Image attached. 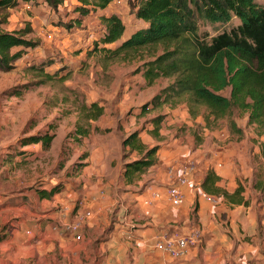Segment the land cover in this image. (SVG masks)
I'll return each instance as SVG.
<instances>
[{
	"label": "rangeland",
	"instance_id": "374dc122",
	"mask_svg": "<svg viewBox=\"0 0 264 264\" xmlns=\"http://www.w3.org/2000/svg\"><path fill=\"white\" fill-rule=\"evenodd\" d=\"M77 5V0H65L53 8L43 0H20L13 8H0L2 30L29 26L32 30L26 38L38 42L36 47L14 48L22 49V57L11 70L0 69V242H11L20 232L29 231L27 235L31 236L51 227L77 240L81 264H103L99 239L114 228L118 213L123 219L144 211L128 201L131 193L144 194L156 185L152 176L158 167L171 165L164 188L167 196V188L182 174L178 164L182 167L194 160L196 166L202 163V171L206 166H230L233 177L218 184L229 194L237 185L243 186L241 204L222 194H205L213 208L209 218L195 219L192 229H198L200 239L182 256L171 257L154 243L149 251L131 250L127 258L138 257L139 264H264V195L253 187L257 178L264 177V134L248 122L246 112L233 108L229 115L214 119L204 105L191 103L186 94L154 108L149 105L143 112L141 106L173 80L159 77L146 85L138 70L145 60L160 54L163 45L108 58V53L94 50L103 32L100 15L114 13L124 23L123 36L106 44L111 48L144 23L135 17L127 0H113L105 9L82 16L75 9ZM74 18L80 22H72ZM238 23L236 18L227 23L200 22L199 32H207L209 38ZM221 93L228 95L229 88ZM93 101L103 105L101 118L105 122L99 124V118L91 121L89 134L77 141L73 131L85 123L80 118V107ZM179 106L188 107L192 119L173 121L171 110ZM158 115L164 118L154 135L152 119ZM196 117L198 122L194 121ZM135 130L147 147L158 145V150L154 166L127 183L120 179L118 168L123 169L125 160L130 162L140 155L123 143L116 151L113 142L119 139L121 143L124 135ZM215 130L219 134H214ZM46 132L54 134L49 147L30 141L31 136ZM174 139L178 140L177 146L171 144ZM105 147L115 149L110 154L109 168L103 170L100 151ZM181 149H185L183 153L178 152ZM53 188L56 190L51 197L43 198V191ZM151 195L156 197L159 192L153 190ZM104 215L108 217L107 229L100 222ZM137 222L132 220L130 225ZM66 225L74 228L66 229ZM14 245H8L6 261L10 256L23 258ZM55 253V264H63L61 251L56 249ZM48 257L46 250H37L33 260L50 264L53 260Z\"/></svg>",
	"mask_w": 264,
	"mask_h": 264
},
{
	"label": "trees",
	"instance_id": "16d2710c",
	"mask_svg": "<svg viewBox=\"0 0 264 264\" xmlns=\"http://www.w3.org/2000/svg\"><path fill=\"white\" fill-rule=\"evenodd\" d=\"M31 1V0H24ZM56 8L65 0H43ZM75 9L86 15L91 10L105 9L113 0H77ZM136 18L144 25L137 28L115 48L106 47L120 39L125 31L124 23L117 14L100 15L103 32L94 50L108 53V58L121 53L136 52L140 48L163 45V51L153 59L145 60L139 71L146 85H151L159 77L173 78L172 82L156 93L141 108H153L167 103L170 98L186 94L191 103L204 105L214 119L230 114L237 108L248 114V122L255 124L264 134V3L257 0H127ZM20 0H0V8L10 9ZM234 18L238 24L228 31H222L208 38V33L199 32V23H227ZM1 22V21H0ZM79 23V18H74ZM31 28L12 31L0 28V69L11 70L22 57L19 47H36L37 41L26 38ZM97 44H101L99 46ZM229 88V94L221 93ZM104 112L98 101L82 104L81 119L73 131L76 140L90 132V122L97 120ZM196 112L191 108V114ZM162 115L152 119L154 135L158 134ZM231 126L235 127L234 121ZM237 132L241 130L235 128ZM53 133L33 135L30 141L42 142L47 148ZM123 146L135 150L140 157L127 162L124 179L133 182L140 174L155 163L158 145L147 147L139 138L138 131L128 134ZM219 176L209 170L201 183L202 190L209 195H224L234 203H241L244 187L238 185L229 194L216 185ZM253 187L264 193V177L258 178ZM56 188L43 191V198L51 197Z\"/></svg>",
	"mask_w": 264,
	"mask_h": 264
},
{
	"label": "crops",
	"instance_id": "0c3cea01",
	"mask_svg": "<svg viewBox=\"0 0 264 264\" xmlns=\"http://www.w3.org/2000/svg\"><path fill=\"white\" fill-rule=\"evenodd\" d=\"M187 110L188 107L184 106H179L176 108L173 107L171 110L173 113V121H179L180 119L185 120L186 118L189 120L192 119ZM102 115L99 117V124L105 122V120L101 118ZM178 115H180V117H178ZM194 121L198 122L199 118H194ZM202 124H204L203 121ZM109 127H112V124H110ZM203 130H206L205 133L208 132L205 126H203ZM213 132L217 135L220 131L215 130ZM126 136L127 135H124L120 139L121 143H119V139H116L115 142H113V144L116 146V151L120 150L122 146V140ZM177 141V139H174L171 144L173 146H177ZM213 145H215V142ZM184 147L187 146L184 145L183 148ZM114 149L115 148L109 150L107 147L101 149L100 153H102L104 157V161L102 162L103 170L108 167L107 164L112 158L110 154H112ZM183 150H178V152L183 153ZM189 152L190 151H187L186 154ZM163 153L164 150L162 152V156ZM194 153L195 152L192 154ZM127 162H129L128 159L123 162V169L118 168L120 179L122 180L124 176L123 172L121 171L125 169L124 165ZM170 166L171 165H167V167H165L161 165V167H158L159 170L152 176L156 185L152 186V188L150 187V189L148 188L144 194L135 195L134 193H131L132 195H130L128 198L129 202L137 204L139 207H141V209H144V211H141L140 214L138 213L136 217H133L132 214H129L128 216L123 217V219H121L122 214L119 212V216H117L118 221L114 224V228L106 231L104 236L99 239V252H101L99 257L100 259L105 257L103 264H110V262L111 264H125V262L127 264H139L138 257H132L131 260L127 258L130 255L131 250L149 251L152 249L159 236H175L188 233L190 229L192 230V228L195 227V219L197 218L198 220L203 221L202 219L209 218V212L213 208L210 206V202L205 196L206 193L201 188V183L205 174L209 170L214 171L220 177L216 182V185L219 187H221L218 184L220 180L233 177L230 166L227 167L226 164H224L223 167L217 166L211 167V169H208L206 166L204 171H202V163L199 162L196 166L195 173L190 175L191 177L189 183L182 186V191L184 192V201L178 206H173L170 205L168 198L164 193V188L168 180L167 176H169L171 173L169 170L172 168V166ZM181 168L182 167H180L179 163V172L181 171ZM110 170H112V168ZM153 190H157L159 195L153 197L151 195ZM225 190L229 193L227 189ZM258 191L264 195V193H262L260 190ZM107 218V215H104V218L100 221L101 224L106 226V229L108 223ZM134 218L138 221L135 226L132 224L130 225V222L135 220ZM27 234H30V232H20L10 239L11 242L15 244L14 246L17 247V254L20 250L21 256L23 258H19L18 255H16V258L10 256V261H6L4 259V255L8 250V245L11 244V242L4 244L2 243L4 241L0 242V264H38L39 262L33 260L37 250L40 253L46 250L49 256L48 258H52L53 260V262L50 264H55V259L58 258L55 253L56 249L61 251V262L63 261V264H81L80 249L78 247L77 240L72 235L51 227L39 229V231L34 232L31 236ZM40 256H43V254H40Z\"/></svg>",
	"mask_w": 264,
	"mask_h": 264
},
{
	"label": "built area",
	"instance_id": "2783aa9c",
	"mask_svg": "<svg viewBox=\"0 0 264 264\" xmlns=\"http://www.w3.org/2000/svg\"><path fill=\"white\" fill-rule=\"evenodd\" d=\"M196 163L194 160L187 161L181 168L182 174L177 177L176 182L167 188V196L173 206H178L184 201V192L182 186L186 184ZM74 228V225H66V229ZM200 239L198 229H192L183 235L165 236L156 241V247L171 257L182 256L188 247L194 246Z\"/></svg>",
	"mask_w": 264,
	"mask_h": 264
}]
</instances>
